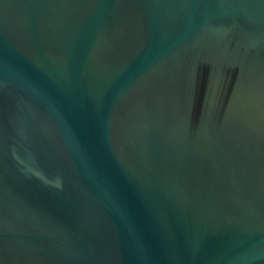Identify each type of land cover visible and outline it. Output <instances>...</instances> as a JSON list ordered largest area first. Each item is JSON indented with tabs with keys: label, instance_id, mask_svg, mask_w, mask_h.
<instances>
[{
	"label": "water",
	"instance_id": "1",
	"mask_svg": "<svg viewBox=\"0 0 264 264\" xmlns=\"http://www.w3.org/2000/svg\"><path fill=\"white\" fill-rule=\"evenodd\" d=\"M0 264H264V0H0Z\"/></svg>",
	"mask_w": 264,
	"mask_h": 264
}]
</instances>
